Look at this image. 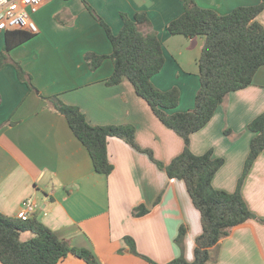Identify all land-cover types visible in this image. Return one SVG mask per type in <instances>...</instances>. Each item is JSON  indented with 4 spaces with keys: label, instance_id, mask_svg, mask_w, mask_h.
Segmentation results:
<instances>
[{
    "label": "crops",
    "instance_id": "1",
    "mask_svg": "<svg viewBox=\"0 0 264 264\" xmlns=\"http://www.w3.org/2000/svg\"><path fill=\"white\" fill-rule=\"evenodd\" d=\"M115 34L123 28L122 16L146 14L163 46L165 65L154 85L181 93L180 112L191 111L200 89L199 60L204 38L172 36L167 26L185 11L182 0H86ZM207 9L227 15L239 7L263 0H195ZM60 14V21L55 16ZM39 33L20 44L13 32L0 34V54L6 43L10 58L32 78L36 91L7 63L0 70V212L16 218L23 201L34 198L35 218L60 239L91 251L100 264H158L183 257L195 260L196 240L202 234L201 214L183 181L171 179L147 154L119 138H110V176L99 174L85 146L75 137L66 118L42 98L59 97L78 107L93 126L131 125L136 141L169 165L184 150V141L159 121L128 79L109 86L114 63L106 59L92 70L85 56H109L112 44L101 22L82 0H49L33 16ZM264 26V10L257 17ZM20 32V31H14ZM264 113V67L252 85L232 92L212 120L191 136L197 155L213 152L224 165L213 179L217 190L234 193L255 134L249 124ZM231 130V136L225 130ZM243 196L258 217L235 227L215 250L209 264H264V152L253 165L243 186ZM144 207L147 213H134ZM185 230L182 242L181 230ZM27 241L34 237L26 232ZM22 238V235H21ZM1 264V262H0ZM58 264H87L68 256Z\"/></svg>",
    "mask_w": 264,
    "mask_h": 264
},
{
    "label": "trees",
    "instance_id": "2",
    "mask_svg": "<svg viewBox=\"0 0 264 264\" xmlns=\"http://www.w3.org/2000/svg\"><path fill=\"white\" fill-rule=\"evenodd\" d=\"M82 1L88 11L101 22L113 48L109 56L88 53L85 59L90 68L96 70L104 60L111 59L114 63V73L106 81L107 84L115 86L128 79L137 95L148 103L159 121L183 139L184 150L169 165H165L155 158L152 150L144 149L137 143L135 127L93 126L78 107L65 104L57 96L42 98L53 110L66 118L75 137L88 150L99 174H112L114 166L109 160V139L119 138L135 150L147 154L169 178L183 181L194 206L201 214L203 231L196 240L193 262L180 257L167 264L215 263V250L221 240L229 236L235 227L251 219H258L250 210L242 190L253 165L264 152V113L248 126L255 137L234 193L213 187V179L225 160L215 158L212 151L200 156L195 155L191 150V136L212 120L229 94L252 85L256 73L264 67V26L257 21V17L264 10V0L258 6L239 7L227 15L202 8L195 0H182L185 11L168 24V33L172 36L182 35L188 39L204 38L199 60L201 86L194 109L187 112L177 110L181 98L178 88L162 91L153 83V78L165 65V56L162 43L157 32L152 30L149 17L146 14H137L134 18L123 15V28L119 34H115L94 8L86 0ZM55 18L60 21V14ZM10 35L20 36L17 45L33 37L26 32H13ZM12 49L13 46L6 43L0 54V70L7 63L13 64L19 79L31 90L36 91L31 76L18 62L10 58ZM224 132L227 136L233 133L229 129ZM146 213L147 210L142 207L134 214L143 216ZM261 222L264 223V220ZM26 232L33 233L34 237L29 241H22L21 235ZM184 235L185 230L182 229L180 242ZM125 241L132 253L150 264H158L138 253L132 238L126 237ZM70 255L87 264H100L91 251L76 248L69 241L60 239L37 218L23 221L6 217L0 212L1 264H58Z\"/></svg>",
    "mask_w": 264,
    "mask_h": 264
},
{
    "label": "built area",
    "instance_id": "3",
    "mask_svg": "<svg viewBox=\"0 0 264 264\" xmlns=\"http://www.w3.org/2000/svg\"><path fill=\"white\" fill-rule=\"evenodd\" d=\"M49 0H0V34L7 32L39 33V27L33 18ZM37 203L34 198L23 201L16 218L23 221L34 218Z\"/></svg>",
    "mask_w": 264,
    "mask_h": 264
},
{
    "label": "rangeland",
    "instance_id": "4",
    "mask_svg": "<svg viewBox=\"0 0 264 264\" xmlns=\"http://www.w3.org/2000/svg\"><path fill=\"white\" fill-rule=\"evenodd\" d=\"M38 12H36L35 14H33V16H35L36 14H37ZM56 19V18H55ZM28 234H22V238H21V240L22 241H27V239H26V236H27Z\"/></svg>",
    "mask_w": 264,
    "mask_h": 264
}]
</instances>
